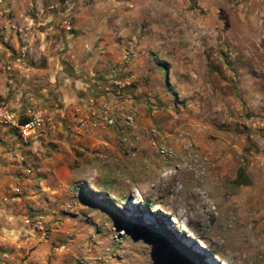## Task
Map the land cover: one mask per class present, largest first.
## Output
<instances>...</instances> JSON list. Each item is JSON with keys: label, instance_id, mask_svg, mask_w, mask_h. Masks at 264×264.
<instances>
[{"label": "rangeland", "instance_id": "rangeland-1", "mask_svg": "<svg viewBox=\"0 0 264 264\" xmlns=\"http://www.w3.org/2000/svg\"><path fill=\"white\" fill-rule=\"evenodd\" d=\"M0 59L89 61L135 119L7 264H264V0H0Z\"/></svg>", "mask_w": 264, "mask_h": 264}, {"label": "crops", "instance_id": "crops-1", "mask_svg": "<svg viewBox=\"0 0 264 264\" xmlns=\"http://www.w3.org/2000/svg\"><path fill=\"white\" fill-rule=\"evenodd\" d=\"M0 66L2 100L19 114L28 107L45 109L49 129L46 140L24 144L16 131L0 125V264H7L10 258L23 255L33 238L40 239L37 229L25 223L28 218L38 221L45 213L44 221L52 223L58 219V202L72 189L97 185L93 171L97 169V177L109 181L122 168L120 130L104 128L75 136L77 110L104 103L118 120L126 114L114 99L101 93L107 89L105 83L91 80L103 73L89 61L0 59ZM27 166L34 169V175L19 184ZM37 177L38 182L43 180L35 187L32 183ZM16 188L20 196L14 193Z\"/></svg>", "mask_w": 264, "mask_h": 264}, {"label": "built area", "instance_id": "built-area-1", "mask_svg": "<svg viewBox=\"0 0 264 264\" xmlns=\"http://www.w3.org/2000/svg\"><path fill=\"white\" fill-rule=\"evenodd\" d=\"M116 86H120V88L124 87L121 83H116ZM118 97L122 98L121 91L118 93ZM77 114L75 136L84 135L91 130L113 128L121 130L124 133L121 139L124 146L128 147L132 144L134 140V138L132 139L133 135H126L125 132L127 129L133 127L135 123L134 114H126L120 121L104 103L98 106L95 103L87 105L85 111L78 109ZM0 125L16 131L24 144L36 143L48 138L47 112L41 107H28L22 114H19L12 111L9 105L0 99ZM23 175L26 177L33 176L34 169L30 166L25 167ZM16 192H19V189ZM26 223L39 230H44L40 224H36L31 218H28Z\"/></svg>", "mask_w": 264, "mask_h": 264}, {"label": "bare ground", "instance_id": "bare-ground-1", "mask_svg": "<svg viewBox=\"0 0 264 264\" xmlns=\"http://www.w3.org/2000/svg\"><path fill=\"white\" fill-rule=\"evenodd\" d=\"M251 225H252V224H251ZM239 226H240V224H239ZM245 226H246V225H245ZM248 227H249V226H248ZM248 227H247V228H248ZM240 229H241V228H240ZM247 230H248V229H247ZM234 245H235V243H234ZM246 246H247V244H246ZM230 247H231V246H230ZM232 247H233V246H232ZM233 248H234V247H233ZM236 248H238V247H236ZM237 251H238V250H237ZM239 251H240V250H239ZM245 251H246V250H245ZM234 252H235V251H234ZM241 252H242V251H241ZM241 252H240V253H241ZM240 257H241L240 255L237 256V258H240ZM242 258H243V256H242ZM241 260H242V259H241ZM246 261H247V260H246Z\"/></svg>", "mask_w": 264, "mask_h": 264}, {"label": "trees", "instance_id": "trees-1", "mask_svg": "<svg viewBox=\"0 0 264 264\" xmlns=\"http://www.w3.org/2000/svg\"><path fill=\"white\" fill-rule=\"evenodd\" d=\"M121 93H122V91H121Z\"/></svg>", "mask_w": 264, "mask_h": 264}]
</instances>
